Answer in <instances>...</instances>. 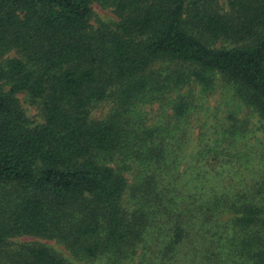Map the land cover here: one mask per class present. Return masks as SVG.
Wrapping results in <instances>:
<instances>
[{"label": "trees", "instance_id": "trees-1", "mask_svg": "<svg viewBox=\"0 0 264 264\" xmlns=\"http://www.w3.org/2000/svg\"><path fill=\"white\" fill-rule=\"evenodd\" d=\"M0 264H264V0H0Z\"/></svg>", "mask_w": 264, "mask_h": 264}, {"label": "rangeland", "instance_id": "rangeland-1", "mask_svg": "<svg viewBox=\"0 0 264 264\" xmlns=\"http://www.w3.org/2000/svg\"><path fill=\"white\" fill-rule=\"evenodd\" d=\"M93 13L95 18H101L105 20H112L114 19V15L110 10L102 9L101 7L94 5L93 7ZM19 104L21 108L25 111V115L33 122L37 120L38 111L35 106H30L27 102L24 100L23 95L17 96ZM214 100L210 104H214ZM57 249H61L59 247H56Z\"/></svg>", "mask_w": 264, "mask_h": 264}]
</instances>
